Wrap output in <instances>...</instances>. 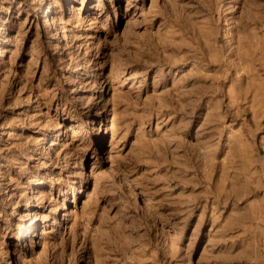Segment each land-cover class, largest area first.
Instances as JSON below:
<instances>
[{"label": "rangeland", "instance_id": "1", "mask_svg": "<svg viewBox=\"0 0 264 264\" xmlns=\"http://www.w3.org/2000/svg\"><path fill=\"white\" fill-rule=\"evenodd\" d=\"M0 264H264V0H0Z\"/></svg>", "mask_w": 264, "mask_h": 264}]
</instances>
